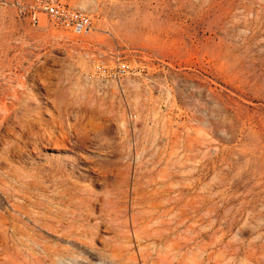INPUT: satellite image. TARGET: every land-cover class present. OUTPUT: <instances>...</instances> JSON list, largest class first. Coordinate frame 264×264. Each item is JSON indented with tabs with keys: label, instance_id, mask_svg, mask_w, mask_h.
Segmentation results:
<instances>
[{
	"label": "rangeland",
	"instance_id": "obj_1",
	"mask_svg": "<svg viewBox=\"0 0 264 264\" xmlns=\"http://www.w3.org/2000/svg\"><path fill=\"white\" fill-rule=\"evenodd\" d=\"M5 1L0 264H264V0Z\"/></svg>",
	"mask_w": 264,
	"mask_h": 264
},
{
	"label": "built area",
	"instance_id": "obj_2",
	"mask_svg": "<svg viewBox=\"0 0 264 264\" xmlns=\"http://www.w3.org/2000/svg\"><path fill=\"white\" fill-rule=\"evenodd\" d=\"M6 5L5 0H0V6ZM30 10L29 18L32 25L38 24L37 15L41 13L54 27L69 30L78 37L88 35L93 29L91 17L86 12L53 0H34Z\"/></svg>",
	"mask_w": 264,
	"mask_h": 264
},
{
	"label": "bare ground",
	"instance_id": "obj_3",
	"mask_svg": "<svg viewBox=\"0 0 264 264\" xmlns=\"http://www.w3.org/2000/svg\"><path fill=\"white\" fill-rule=\"evenodd\" d=\"M67 125V124H66ZM35 210V209H34ZM76 213V212H75ZM24 226V225H23ZM76 233V232H75ZM33 234V233H32ZM34 235V234H33ZM75 235V234H74ZM22 242V241H21ZM20 242V243H21ZM40 242H38V244H39ZM34 246V245H33ZM38 246V245H37ZM29 248V247H28ZM72 248H73V246H72ZM82 249V248H81ZM45 250H46V248H45ZM76 251V250H75ZM73 252H74V250H73ZM9 254V253H8ZM35 255V254H34ZM92 255V254H91ZM12 257V256H11ZM25 257V256H24ZM39 258V257H38ZM34 259V258H33ZM14 260V259H13ZM20 260V259H19ZM86 261V260H85ZM19 262V261H18ZM31 262V261H30ZM28 264H29V261L27 262ZM73 264V263H72Z\"/></svg>",
	"mask_w": 264,
	"mask_h": 264
}]
</instances>
